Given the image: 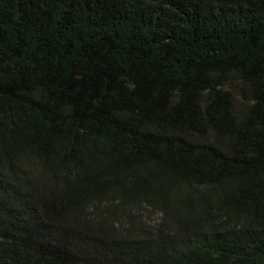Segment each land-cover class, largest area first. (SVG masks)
<instances>
[{"label": "trees", "instance_id": "1", "mask_svg": "<svg viewBox=\"0 0 264 264\" xmlns=\"http://www.w3.org/2000/svg\"><path fill=\"white\" fill-rule=\"evenodd\" d=\"M0 264H264V0H0Z\"/></svg>", "mask_w": 264, "mask_h": 264}, {"label": "rangeland", "instance_id": "2", "mask_svg": "<svg viewBox=\"0 0 264 264\" xmlns=\"http://www.w3.org/2000/svg\"><path fill=\"white\" fill-rule=\"evenodd\" d=\"M227 89L230 90L235 97L238 110L241 112L246 111L250 104L249 88L240 82L232 81L228 84ZM160 217L161 216L152 213L148 209H143V211L137 216L136 220H140L142 225L145 224L148 227H154L159 223ZM126 222L127 221L123 220L122 223ZM127 229V226H124L122 231H126Z\"/></svg>", "mask_w": 264, "mask_h": 264}]
</instances>
